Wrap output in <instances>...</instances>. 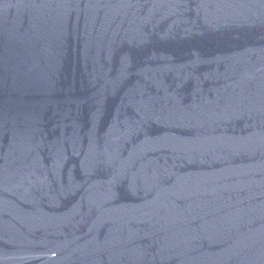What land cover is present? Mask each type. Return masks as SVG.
Here are the masks:
<instances>
[{
  "label": "water",
  "instance_id": "1",
  "mask_svg": "<svg viewBox=\"0 0 264 264\" xmlns=\"http://www.w3.org/2000/svg\"><path fill=\"white\" fill-rule=\"evenodd\" d=\"M0 264H264V0H0Z\"/></svg>",
  "mask_w": 264,
  "mask_h": 264
}]
</instances>
